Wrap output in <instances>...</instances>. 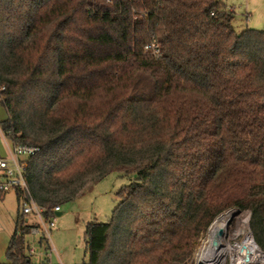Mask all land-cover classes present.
Masks as SVG:
<instances>
[{
  "label": "trees",
  "instance_id": "obj_1",
  "mask_svg": "<svg viewBox=\"0 0 264 264\" xmlns=\"http://www.w3.org/2000/svg\"><path fill=\"white\" fill-rule=\"evenodd\" d=\"M235 20L222 0H0L1 130L38 147L34 200L133 177L87 222L88 264H180L234 207L264 250V30ZM29 233L18 212L7 264H34Z\"/></svg>",
  "mask_w": 264,
  "mask_h": 264
},
{
  "label": "rangeland",
  "instance_id": "obj_2",
  "mask_svg": "<svg viewBox=\"0 0 264 264\" xmlns=\"http://www.w3.org/2000/svg\"><path fill=\"white\" fill-rule=\"evenodd\" d=\"M228 9L236 14L235 25L238 31L249 27L264 30V0H222ZM248 15V16H247ZM5 106L0 102V146L1 155L8 156L12 142L5 139L1 133V122L6 118ZM133 181L131 175L114 170L104 178L89 185L78 197L61 204L62 214L58 215L57 228L52 230L48 240L40 241L39 234H29L28 244L36 249L31 256L34 264H88L89 253L87 249L85 229L90 220L106 222L118 208L121 198L118 191ZM231 208L221 215L232 213L227 228L223 233V241H240L246 235L249 227L251 212ZM22 211L15 190L8 191L0 196V257L7 258V249L11 233L16 227L18 212ZM214 222V221H213ZM213 224V223H212ZM203 233L196 244L192 256L180 264H206L201 251L207 244L209 230ZM48 244V246H46ZM50 246V248H49ZM210 253L209 259L212 258ZM202 260V261H201ZM220 264H228L225 257Z\"/></svg>",
  "mask_w": 264,
  "mask_h": 264
},
{
  "label": "built area",
  "instance_id": "obj_3",
  "mask_svg": "<svg viewBox=\"0 0 264 264\" xmlns=\"http://www.w3.org/2000/svg\"><path fill=\"white\" fill-rule=\"evenodd\" d=\"M37 151L38 147L12 142L9 155L0 157V193L19 189L22 192L20 213L25 222L30 225L29 234H39L40 240L42 238L48 240L51 231L57 228L61 205H55L47 214L46 208L31 196L27 182V169L29 158ZM28 246V255L32 256L36 253V249ZM222 247L225 248L222 258L225 257L228 264H264V250L254 239L250 227L242 240L226 243L223 241Z\"/></svg>",
  "mask_w": 264,
  "mask_h": 264
},
{
  "label": "bare ground",
  "instance_id": "obj_4",
  "mask_svg": "<svg viewBox=\"0 0 264 264\" xmlns=\"http://www.w3.org/2000/svg\"><path fill=\"white\" fill-rule=\"evenodd\" d=\"M232 213H227L218 216L213 222L207 237V244L201 251V256L203 259H207L206 264H220L225 248H223L222 239L223 233L228 225L229 217ZM210 253H212V258L209 259ZM202 261V260H201Z\"/></svg>",
  "mask_w": 264,
  "mask_h": 264
},
{
  "label": "crops",
  "instance_id": "obj_5",
  "mask_svg": "<svg viewBox=\"0 0 264 264\" xmlns=\"http://www.w3.org/2000/svg\"><path fill=\"white\" fill-rule=\"evenodd\" d=\"M248 16V15H247ZM6 112H7V110H6ZM7 117V116H6ZM1 133H2V135H3V137L5 138V139H8L6 136H5V134L3 133V131H1ZM0 152H1V146H0ZM7 193V192H6ZM5 193V194H6ZM12 234L13 233H11V236H12ZM11 236H10V239H11ZM10 239H9V242H10ZM29 245V244H28ZM0 264H7V259H3L2 257H0Z\"/></svg>",
  "mask_w": 264,
  "mask_h": 264
},
{
  "label": "water",
  "instance_id": "obj_6",
  "mask_svg": "<svg viewBox=\"0 0 264 264\" xmlns=\"http://www.w3.org/2000/svg\"><path fill=\"white\" fill-rule=\"evenodd\" d=\"M238 211H241V210H238ZM62 214V211L58 212V215H61Z\"/></svg>",
  "mask_w": 264,
  "mask_h": 264
}]
</instances>
